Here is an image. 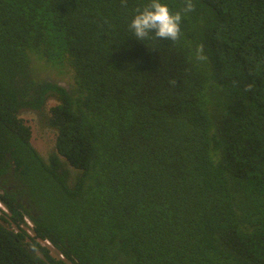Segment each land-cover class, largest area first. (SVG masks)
<instances>
[{
    "label": "trees",
    "instance_id": "16d2710c",
    "mask_svg": "<svg viewBox=\"0 0 264 264\" xmlns=\"http://www.w3.org/2000/svg\"><path fill=\"white\" fill-rule=\"evenodd\" d=\"M147 2L0 0V264H264V0Z\"/></svg>",
    "mask_w": 264,
    "mask_h": 264
},
{
    "label": "clouds",
    "instance_id": "9594fccd",
    "mask_svg": "<svg viewBox=\"0 0 264 264\" xmlns=\"http://www.w3.org/2000/svg\"><path fill=\"white\" fill-rule=\"evenodd\" d=\"M122 6L127 7V0H121ZM194 10L192 0H185L183 12ZM181 12L173 13L166 4L160 0H148L142 7L135 9V14L129 23V29L133 32L137 41L154 37L159 40L175 42L181 36ZM202 48L197 49V58L205 59L201 54ZM252 84L247 85L246 90H251ZM0 210L5 208L0 203Z\"/></svg>",
    "mask_w": 264,
    "mask_h": 264
},
{
    "label": "rangeland",
    "instance_id": "374dc122",
    "mask_svg": "<svg viewBox=\"0 0 264 264\" xmlns=\"http://www.w3.org/2000/svg\"><path fill=\"white\" fill-rule=\"evenodd\" d=\"M31 75L36 81L44 79L54 81H67L65 78L66 72L57 67H53L48 64L42 58H32L31 62ZM52 102H48V105H52ZM22 117L27 121L28 124L32 125L31 130V143L34 148L42 155L46 156L48 153L53 151L56 139V133L53 129L43 125V122H39L36 118L31 119V115L24 112ZM51 248V247H50ZM52 254L55 256L56 253L52 249Z\"/></svg>",
    "mask_w": 264,
    "mask_h": 264
},
{
    "label": "built area",
    "instance_id": "2783aa9c",
    "mask_svg": "<svg viewBox=\"0 0 264 264\" xmlns=\"http://www.w3.org/2000/svg\"><path fill=\"white\" fill-rule=\"evenodd\" d=\"M24 221H25V223H26L27 225L30 226V223H29L28 219H25ZM46 244H48V243H46Z\"/></svg>",
    "mask_w": 264,
    "mask_h": 264
},
{
    "label": "water",
    "instance_id": "95a60500",
    "mask_svg": "<svg viewBox=\"0 0 264 264\" xmlns=\"http://www.w3.org/2000/svg\"><path fill=\"white\" fill-rule=\"evenodd\" d=\"M64 86H65V84H64Z\"/></svg>",
    "mask_w": 264,
    "mask_h": 264
}]
</instances>
